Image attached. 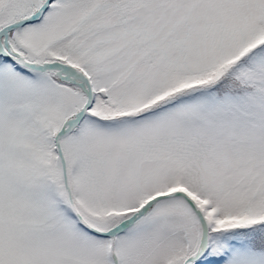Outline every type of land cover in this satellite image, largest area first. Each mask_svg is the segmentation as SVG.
Instances as JSON below:
<instances>
[{
  "label": "snow or ice",
  "instance_id": "1",
  "mask_svg": "<svg viewBox=\"0 0 264 264\" xmlns=\"http://www.w3.org/2000/svg\"><path fill=\"white\" fill-rule=\"evenodd\" d=\"M0 264H264V0H0Z\"/></svg>",
  "mask_w": 264,
  "mask_h": 264
}]
</instances>
